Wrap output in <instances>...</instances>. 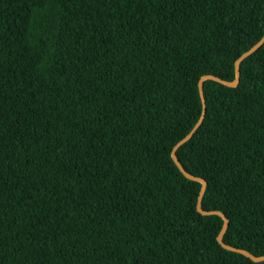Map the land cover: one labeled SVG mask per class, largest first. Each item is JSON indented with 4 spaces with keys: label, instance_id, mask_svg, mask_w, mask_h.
Returning <instances> with one entry per match:
<instances>
[{
    "label": "trees",
    "instance_id": "1",
    "mask_svg": "<svg viewBox=\"0 0 264 264\" xmlns=\"http://www.w3.org/2000/svg\"><path fill=\"white\" fill-rule=\"evenodd\" d=\"M263 36L264 0H0V264H264L172 158ZM203 85L177 156L264 255V44Z\"/></svg>",
    "mask_w": 264,
    "mask_h": 264
},
{
    "label": "water",
    "instance_id": "2",
    "mask_svg": "<svg viewBox=\"0 0 264 264\" xmlns=\"http://www.w3.org/2000/svg\"><path fill=\"white\" fill-rule=\"evenodd\" d=\"M263 44H264V36H263V38L258 43H256L254 46H252L249 50L245 51L236 60V64H235L236 65V78L233 81L224 80V79H222V78H220L218 76L212 75V74L204 75L200 79V81H199V90H200L201 98H202V101H203V111H202V114H201L198 122L194 126V128L175 146V148L172 151V158L175 161V163L178 165V167L180 168V170L184 173V175H186L190 179L197 180V181H200L202 183V188H201V191H200V194H199L198 204H197L198 211H200L201 213H203L205 215L217 213V214L221 215L224 218V220H225L224 226L222 228L221 233L218 236L219 243L223 247H225V248H227L229 250H233V251L242 253V254L250 257L253 261H264V255H254V254H252L251 252H249L246 249L238 248V247L229 245V244H227V243H225L223 241V233L227 230V228L229 226V223H230L229 218L223 212H221V211H215V210L209 211V210H204L201 207V202H202L203 196H204V194L206 192V189H207V186H208L207 180L204 179V178H202V177L196 176V175L188 172L183 167V165L181 164V162H180V160H179V158L177 156L176 149H177L178 146H180L181 144L187 142L188 140H190L194 136V134L198 131V129L200 128V126L202 125V123H203V121L205 119L206 112H207V101H206L205 94H204V85H203L204 80L205 79H216L218 81H221V82L225 83L226 85H228L230 87H236V86H238L239 83H240V78H241V62L246 57H248L249 55H251L252 53H254L255 51H257Z\"/></svg>",
    "mask_w": 264,
    "mask_h": 264
}]
</instances>
